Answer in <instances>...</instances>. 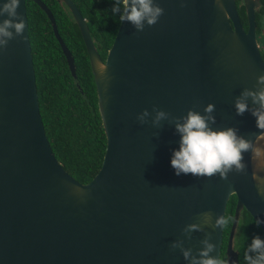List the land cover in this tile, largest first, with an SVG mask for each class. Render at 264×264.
Listing matches in <instances>:
<instances>
[{
	"label": "water",
	"instance_id": "1",
	"mask_svg": "<svg viewBox=\"0 0 264 264\" xmlns=\"http://www.w3.org/2000/svg\"><path fill=\"white\" fill-rule=\"evenodd\" d=\"M25 1L17 9L23 35L0 51V264H187L169 245L184 239L181 229L197 223L200 213L211 211L213 221L224 217L230 196L235 205L225 263L238 264L232 239L239 212L264 220L251 153H244L246 175L177 176L170 160L180 137L168 121L160 127L150 121L154 106L182 117L189 110L203 115L211 103L213 130L237 128L238 135L256 142L264 131L249 112L235 114L234 100L244 89L256 90L264 74L255 40L258 1L241 0L244 30L235 0H221L225 11L216 0H154L164 9L158 22L136 32L130 22L119 21L102 62L77 9L70 0H57L69 10L85 48L105 137L100 167L85 184L62 169L44 134ZM30 1L47 17L75 79L50 11L40 0ZM98 65L106 69L103 78ZM143 110L151 115L141 125L136 116ZM222 228L193 232L184 247L195 255L204 233H211L216 249L210 255L219 258ZM259 228L264 234V223Z\"/></svg>",
	"mask_w": 264,
	"mask_h": 264
},
{
	"label": "trees",
	"instance_id": "2",
	"mask_svg": "<svg viewBox=\"0 0 264 264\" xmlns=\"http://www.w3.org/2000/svg\"><path fill=\"white\" fill-rule=\"evenodd\" d=\"M85 19L92 41L104 58L119 24V14H113L115 0H71ZM241 0H235L239 22L246 30V18ZM254 14L255 35L261 27L264 0H257ZM52 13L54 10L50 8ZM27 35L39 115L46 140L55 160L62 169L81 184L89 182L97 173L105 149V137L96 106V93L89 63L79 32L73 22L54 15L58 34L69 42L75 68V79L53 38L44 14L30 1L25 2ZM66 42V43H67ZM264 61V52H260ZM235 198L227 201L224 217L228 223L222 228L219 258L225 262L224 248L232 222ZM264 240V234L246 211L238 218L232 248L238 264H247L245 252L254 237ZM226 264V263H225Z\"/></svg>",
	"mask_w": 264,
	"mask_h": 264
},
{
	"label": "clouds",
	"instance_id": "3",
	"mask_svg": "<svg viewBox=\"0 0 264 264\" xmlns=\"http://www.w3.org/2000/svg\"><path fill=\"white\" fill-rule=\"evenodd\" d=\"M221 11H225L221 0H216ZM20 0H4L0 3V17L7 16L0 22V51L8 46V42L17 37H22L25 22L18 14ZM181 7H184L181 2ZM112 13L119 14L121 22H130L136 32H142L145 26L155 25L164 14L154 0H115ZM97 71L103 78L106 69L97 66ZM256 90L244 89L239 97L234 100V109L237 116L249 112L256 120L257 129L264 131V74L257 77ZM249 100L252 107H249ZM215 105L209 103L200 112L189 110L182 117H174L170 113L152 108L151 126L160 127L161 121H168L174 125L175 132L179 135V148L173 150L170 165L175 175L191 174L196 178H212L219 176L227 180L229 173L247 174V164L244 162V153H251L253 170L251 179L255 182L257 194L264 198V146H258L255 140L245 139L238 135V129L229 127L223 130H213L216 124L213 113ZM150 113L143 110L136 116L139 124L149 123ZM254 135V134H253ZM197 223L187 224L181 229L183 240L177 239L169 245L170 251L179 250L187 264H225V262L210 254L216 249L210 243L211 233H204V238L199 241L202 249L193 254L192 248H185L186 240L192 239L193 232H204L205 227L221 228L229 221L223 216H218L213 221V213L206 211L200 213ZM257 226L264 223L256 219ZM247 264H264V240L259 236L252 239L245 252Z\"/></svg>",
	"mask_w": 264,
	"mask_h": 264
},
{
	"label": "flooded vegetation",
	"instance_id": "4",
	"mask_svg": "<svg viewBox=\"0 0 264 264\" xmlns=\"http://www.w3.org/2000/svg\"><path fill=\"white\" fill-rule=\"evenodd\" d=\"M28 1H30V0H28ZM46 7H47V9L50 11V13H51V15H52V17H53V19H54V15H57V17H60V14H62V18H66V19H68L70 22H73L74 23V25H75V22L73 21V19H72V16H71V14H70V12H69V10L67 9V7L62 3V2H58L57 0H40ZM71 1V0H70ZM26 2V1H25ZM31 2V1H30ZM31 3H33V2H31ZM71 3L73 4V2L71 1ZM34 4V3H33ZM35 5V4H34ZM74 5V4H73ZM238 5H241V1H239L238 2ZM37 7V6H36ZM75 7V6H74ZM38 8V7H37ZM50 8H52L53 10H54V13H52V11H51V9ZM76 8V7H75ZM39 9V8H38ZM40 10V9H39ZM78 11V10H77ZM43 13V12H42ZM44 14V13H43ZM80 14V13H79ZM44 16H45V14H44ZM82 17V16H81ZM45 18H46V20H47V17L45 16ZM83 18V17H82ZM84 19V18H83ZM48 21V20H47ZM84 21H85V19H84ZM55 22V21H54ZM48 23H49V21H48ZM85 24H86V21H85ZM56 26V25H55ZM76 26V25H75ZM86 26H87V24H86ZM49 27H50V32H51V34H52V36H53V38L55 39V37H54V35H53V32H52V29H51V26H50V23H49ZM77 28V27H76ZM87 29H88V27H87ZM56 30H57V28H56ZM78 30V29H77ZM88 33H89V31H88ZM57 34H58V31H57ZM58 36H59V38L61 39V41H62V43H63V45L65 46V48H66V50L69 52V54H70V56L72 57V52H71V50L68 48V46L70 45V44H68L69 42H67V41H63V39L60 37V35L58 34ZM89 36H90V34H89ZM90 39H91V37H90ZM82 41V40H81ZM91 41H92V39H91ZM55 42H56V44H57V46H58V48H59V52L61 53V50H60V46L58 45V43H57V41H56V39H55ZM67 42V43H66ZM83 44V43H82ZM92 44H93V46H94V49L96 50V52H97V54H98V56H99V58H100V60L103 62L104 61V58H105V55H104V58H102V56L98 53V50H97V47L95 46V44H94V42L92 41ZM83 50H84V53H85V56H86V59H87V61H88V57H87V54H86V51H85V48H84V46H83ZM106 54V53H105ZM61 56H62V58L64 59V61H65V57L62 55V53H61ZM72 59H73V57H72ZM65 63H66V61H65ZM234 205H235V203H234ZM243 210H241L240 212H239V216H240V213L242 212ZM239 216H238V218H239ZM238 221V220H237ZM225 246H226V244H225ZM233 249V248H232ZM224 251H225V248H224Z\"/></svg>",
	"mask_w": 264,
	"mask_h": 264
},
{
	"label": "rangeland",
	"instance_id": "5",
	"mask_svg": "<svg viewBox=\"0 0 264 264\" xmlns=\"http://www.w3.org/2000/svg\"><path fill=\"white\" fill-rule=\"evenodd\" d=\"M258 50L264 52V15L261 18V27L257 35H255Z\"/></svg>",
	"mask_w": 264,
	"mask_h": 264
},
{
	"label": "bare ground",
	"instance_id": "6",
	"mask_svg": "<svg viewBox=\"0 0 264 264\" xmlns=\"http://www.w3.org/2000/svg\"><path fill=\"white\" fill-rule=\"evenodd\" d=\"M256 143L258 146H264V133L261 134L258 139L256 140ZM252 165V164H251ZM252 170H253V165H252Z\"/></svg>",
	"mask_w": 264,
	"mask_h": 264
}]
</instances>
